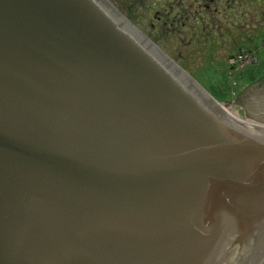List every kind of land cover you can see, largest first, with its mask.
<instances>
[{
    "label": "water",
    "instance_id": "water-1",
    "mask_svg": "<svg viewBox=\"0 0 264 264\" xmlns=\"http://www.w3.org/2000/svg\"><path fill=\"white\" fill-rule=\"evenodd\" d=\"M253 101L231 115L104 0H0V264H264Z\"/></svg>",
    "mask_w": 264,
    "mask_h": 264
},
{
    "label": "flooded vegetation",
    "instance_id": "flooded-vegetation-1",
    "mask_svg": "<svg viewBox=\"0 0 264 264\" xmlns=\"http://www.w3.org/2000/svg\"><path fill=\"white\" fill-rule=\"evenodd\" d=\"M104 1L184 72L195 62V74L219 78L207 86L237 92L250 116L264 93V0Z\"/></svg>",
    "mask_w": 264,
    "mask_h": 264
},
{
    "label": "rangeland",
    "instance_id": "rangeland-1",
    "mask_svg": "<svg viewBox=\"0 0 264 264\" xmlns=\"http://www.w3.org/2000/svg\"><path fill=\"white\" fill-rule=\"evenodd\" d=\"M183 63L185 64V67L188 68V73L190 72L192 75H194V77L198 79V82L201 85L204 84V86L205 85L207 86L208 84H211L212 81L219 79L214 77L209 78L208 76H203L201 74H195L193 71L198 68V65L195 62L184 61ZM235 74L236 73L232 72L229 74V76H224L221 79L226 80L228 85H230L231 83H235V78H236L234 76ZM206 88L211 93V95L215 99H217V101H219L220 103H229L231 105L229 107L230 113H232L233 115L237 116L240 119H244L243 109H240L241 103H239L238 100V93H236V95L234 96L232 92L229 90V88L226 91L218 90V88L213 90L209 86H207ZM232 103L235 105H233Z\"/></svg>",
    "mask_w": 264,
    "mask_h": 264
},
{
    "label": "bare ground",
    "instance_id": "bare-ground-1",
    "mask_svg": "<svg viewBox=\"0 0 264 264\" xmlns=\"http://www.w3.org/2000/svg\"><path fill=\"white\" fill-rule=\"evenodd\" d=\"M226 111H228V112H229V109L227 108V109H226Z\"/></svg>",
    "mask_w": 264,
    "mask_h": 264
}]
</instances>
